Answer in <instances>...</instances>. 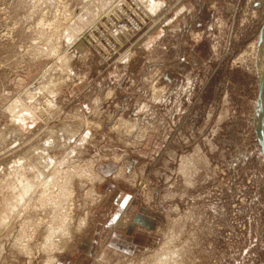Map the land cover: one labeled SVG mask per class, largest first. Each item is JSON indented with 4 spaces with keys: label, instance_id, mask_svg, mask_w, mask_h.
I'll use <instances>...</instances> for the list:
<instances>
[{
    "label": "rangeland",
    "instance_id": "obj_1",
    "mask_svg": "<svg viewBox=\"0 0 264 264\" xmlns=\"http://www.w3.org/2000/svg\"><path fill=\"white\" fill-rule=\"evenodd\" d=\"M263 28L264 0H0V264H264Z\"/></svg>",
    "mask_w": 264,
    "mask_h": 264
},
{
    "label": "water",
    "instance_id": "obj_2",
    "mask_svg": "<svg viewBox=\"0 0 264 264\" xmlns=\"http://www.w3.org/2000/svg\"><path fill=\"white\" fill-rule=\"evenodd\" d=\"M264 38V28L261 32V38H260V44L262 43V39ZM264 106V75L263 78L261 79V81L259 80V92H258V100H257V112ZM258 114L256 113L255 115V126H256V132L258 134V138L264 153V139L262 136V132H261V128H260V124L258 123V118H257Z\"/></svg>",
    "mask_w": 264,
    "mask_h": 264
},
{
    "label": "bare ground",
    "instance_id": "obj_3",
    "mask_svg": "<svg viewBox=\"0 0 264 264\" xmlns=\"http://www.w3.org/2000/svg\"><path fill=\"white\" fill-rule=\"evenodd\" d=\"M262 42H264V38L262 39ZM264 47V46H263ZM264 57V56H263ZM264 59V58H263ZM261 64H262V61H261ZM263 66V65H262ZM261 68H264V67H261ZM263 75H264V70L262 71V74L260 76V81L261 79L263 78ZM258 123L260 124V128H261V132H262V136H263V139H264V106L262 108V110L260 109L259 110V113H258Z\"/></svg>",
    "mask_w": 264,
    "mask_h": 264
},
{
    "label": "crops",
    "instance_id": "obj_4",
    "mask_svg": "<svg viewBox=\"0 0 264 264\" xmlns=\"http://www.w3.org/2000/svg\"><path fill=\"white\" fill-rule=\"evenodd\" d=\"M132 232H133V228H131L130 233H128V235L130 237L129 236L126 237L127 239L130 240V247L132 246V243H136L138 241V237L137 236L136 237L132 236ZM139 236H144V235H139ZM144 237H146V236H144Z\"/></svg>",
    "mask_w": 264,
    "mask_h": 264
},
{
    "label": "built area",
    "instance_id": "obj_5",
    "mask_svg": "<svg viewBox=\"0 0 264 264\" xmlns=\"http://www.w3.org/2000/svg\"><path fill=\"white\" fill-rule=\"evenodd\" d=\"M121 30H124V28L122 27V28L120 29V31L117 29V30H116V33H117V34L120 33ZM128 58H130V54H129V53L127 54V56H126L124 59H128Z\"/></svg>",
    "mask_w": 264,
    "mask_h": 264
}]
</instances>
